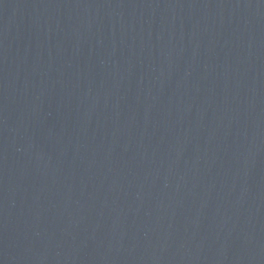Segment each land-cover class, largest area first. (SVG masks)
<instances>
[{
	"label": "water",
	"instance_id": "obj_1",
	"mask_svg": "<svg viewBox=\"0 0 264 264\" xmlns=\"http://www.w3.org/2000/svg\"><path fill=\"white\" fill-rule=\"evenodd\" d=\"M0 264H264V0H0Z\"/></svg>",
	"mask_w": 264,
	"mask_h": 264
}]
</instances>
